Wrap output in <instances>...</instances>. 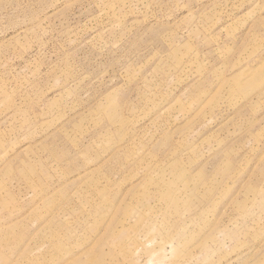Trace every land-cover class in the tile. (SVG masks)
Listing matches in <instances>:
<instances>
[{
    "label": "rangeland",
    "instance_id": "obj_1",
    "mask_svg": "<svg viewBox=\"0 0 264 264\" xmlns=\"http://www.w3.org/2000/svg\"><path fill=\"white\" fill-rule=\"evenodd\" d=\"M0 264H264V0H0Z\"/></svg>",
    "mask_w": 264,
    "mask_h": 264
}]
</instances>
